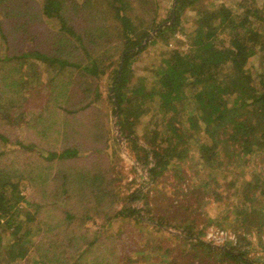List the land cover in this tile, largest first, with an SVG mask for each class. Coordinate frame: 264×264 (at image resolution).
<instances>
[{
    "label": "trees",
    "instance_id": "trees-1",
    "mask_svg": "<svg viewBox=\"0 0 264 264\" xmlns=\"http://www.w3.org/2000/svg\"><path fill=\"white\" fill-rule=\"evenodd\" d=\"M238 1L245 11L236 13L235 6L208 5L205 0H176V21L172 26L161 28L156 38L170 44L168 32L175 34L188 10L194 11L195 28L187 36L188 51L170 50L160 63L144 68L140 74V70L134 72L131 68L132 62L157 39L141 47L148 32L142 36L132 33L134 23L128 16L132 0H0L7 17L0 19V148H4L0 157L15 155L0 166V264L8 259L12 262L25 260L44 241L54 240L51 234L39 240L32 239L43 233L45 220L40 216L42 206H37L36 196L30 198L23 194L26 187L38 189L42 194L41 185L50 180L53 192L59 194L60 191L65 197L71 190L64 184L73 183L74 186L78 181L82 198H91L98 204L109 197V193L100 192V187L114 182L110 156L118 142L112 123L109 127L105 118L116 114L114 99L119 106L121 136L131 146L137 161L150 167L152 179L171 166L169 156L192 147L198 148L209 170L222 155L234 164L247 156L252 157L257 150L264 154V66L261 73L255 74L246 68L253 56L264 55V29L251 23V17L264 21V4L258 7L254 0ZM14 13L18 14L17 20L12 16ZM88 14L92 21L94 17L101 23L82 27L76 24L81 23L79 16ZM41 21L53 24L57 31L46 41L49 43L41 40L40 43L46 45L41 44L36 51H31L30 42L19 34L32 29V22L39 25ZM16 33L18 38H10V34ZM33 36L36 38L39 34ZM61 41L64 47L67 42L71 46L64 48L59 44ZM121 59L124 63L118 77ZM112 66L116 68L110 81L106 69ZM106 77H109L106 83L112 82L109 92L114 87L113 95L101 92L100 82ZM101 101L109 102L110 113L101 108ZM74 105L80 108L69 110ZM187 111L198 115V118L192 115L187 120L190 129L201 121L204 136L200 137V132L196 131L185 133L178 126L180 116ZM53 115L59 121L50 120ZM70 117H75L76 123L74 132H69L65 139L67 142L51 151L42 148L34 135L36 128H41L37 136H42L44 129L66 125ZM156 117L162 118L160 125L164 128L152 129L158 125ZM18 132H26V135L21 137ZM82 132L85 141L75 140ZM71 136L74 140L68 142ZM139 140L148 147L139 146ZM161 145L170 155L159 152ZM236 149L240 153L237 156L233 154ZM34 153L43 160L36 169L31 168L35 166ZM101 156H105L103 166L100 165ZM52 160L60 164L54 178L47 174L51 164L45 165ZM59 178L63 181L60 184ZM141 194L139 190L138 195H133V202ZM57 201L49 204L58 203L63 207L61 212H66L65 202ZM131 203L124 210L116 211L112 218L130 217L133 210L136 223H139L137 213L140 209L133 208ZM28 209H34V214L25 213ZM263 213L258 208L246 210L242 222L248 223L246 227L259 229V244L264 247ZM69 219L67 213L64 220ZM72 225L83 229L76 220ZM2 230L7 232L9 240L2 237ZM96 240L91 241L80 256L72 257L68 264L93 263L95 260H88L84 254L88 248H93ZM191 243L192 249L207 254L220 249L221 255L236 264H264L259 258L249 262L246 253L234 250L237 246L213 247L199 239ZM150 253L140 256L136 264H141L142 258L152 257Z\"/></svg>",
    "mask_w": 264,
    "mask_h": 264
},
{
    "label": "rangeland",
    "instance_id": "rangeland-1",
    "mask_svg": "<svg viewBox=\"0 0 264 264\" xmlns=\"http://www.w3.org/2000/svg\"><path fill=\"white\" fill-rule=\"evenodd\" d=\"M132 1V10L128 14L134 23V32L132 33L134 36H142L143 33L148 32V36L142 43L143 45L146 39L153 35L158 28L173 25L163 26L164 23L171 22L173 18L175 0ZM254 2L258 7H262L264 4V0H254ZM210 3L235 6L234 12L236 13L245 11L239 5L238 0H205V4L209 5ZM261 15L263 16V13ZM12 16L16 20L18 19L17 13ZM193 16L194 11L188 10L176 33L168 32L170 44H167L161 38H156L160 29L157 33H154V38L148 43L156 39L157 42L149 45L132 62L131 68L134 72L140 70L139 73L143 74L144 68L156 66V63H160L161 58L165 57V54L170 50L179 48L181 51L187 52L189 48L187 36L195 28ZM2 18L6 19L7 17L0 7V19ZM78 18H80L81 23L76 24L80 27L91 26L92 24L97 26L101 23L94 17L95 22L92 21L91 14L84 15V17L79 16ZM251 18V23L254 26L264 29L263 20ZM40 23L42 24L38 25L32 22L30 24L32 29L19 34L21 38H27L26 40L30 42L31 51H36V48H39L41 44L46 45L44 42L40 43V41L51 40L57 31L56 26L47 21H41ZM18 25L15 27H18ZM17 34H10V38H18ZM32 34H39V36L35 38ZM221 35L225 37L224 34ZM84 38H87V36H84ZM59 44L64 47L62 41ZM69 46L71 44L67 42L64 48ZM2 47L5 48L4 44ZM262 65L264 66V55L258 54L249 60L246 68L254 74L261 73ZM45 67L44 65L43 68ZM115 68V66H112L106 69L110 79L106 77L100 82V89L104 95L112 94V90L109 92L112 83L109 80H112ZM43 77L48 78L45 74ZM106 79H109V83H106ZM75 102L80 104L77 101ZM74 106L69 110L80 108L79 105ZM100 106L110 113L109 102L101 101ZM192 115L198 118V115L191 111L181 115V123L178 126L185 133L192 134L193 131H196L200 132V137L204 136V124L201 121H199L198 126L190 129L188 121ZM70 118L67 119L68 125L66 123V125H59L58 127L53 126L49 130L44 129L42 136H37L41 128H36L37 133L35 132L34 135L38 138L39 145L50 151L61 148L62 144L67 142L65 139L69 137V132H71L70 134L74 132L73 127L76 119L75 117ZM105 118L109 123V127L112 123L114 135L118 142L110 156L113 160L110 162L114 182L100 187V192L109 193V197L104 203L99 202L98 204H95L91 198H82L78 181L74 186H72L73 183L64 184V187L71 190V194L68 192L65 197L61 195L60 191L59 194L53 192L50 180L41 185L43 187L42 194L38 189L33 190L31 186L26 187L23 194L30 198L33 195L36 196L37 206H42L39 212L40 216L45 220L43 233L32 239L37 238L39 240L45 236L50 237L51 234V238L54 240L44 241L40 248L36 252L32 251L25 260L12 262L8 259L4 264H68L72 257L80 256L86 246L95 239H97L96 244L93 248H88V252L84 254L86 258L88 257V260H95L91 264H136L137 261L139 262V257L148 252H151V255L153 253L152 257L142 258L141 264H236L232 260L226 259V256L221 255L220 249H215L212 254L192 249L191 242H196L198 239L204 242L209 241L207 234L211 226L224 227L237 238V234L245 236L244 239L238 238L240 243L237 247L228 244L224 247L225 249L235 247L234 250L247 254L248 259H250L249 262H254L257 258L264 262V247L259 244V229L256 226L246 227L245 225H248V223L244 224L242 222V215L246 210L258 208L264 212V154L261 155V152L257 150L258 152L256 151L252 157L251 155L247 156L244 161L238 160L234 164L229 163V159L222 155L214 167L209 170L207 164L202 161L198 148L192 147V149L169 156L171 166L161 176L152 179L148 171L150 167L146 168L137 161L136 154L133 153L131 146L121 134L119 141L117 127H115L116 114L114 116L109 114ZM156 118L158 125L153 126L152 129L155 130V127L158 128L159 126L164 128V125H160L162 118ZM49 119L59 121L54 115ZM120 119L119 116L118 120L120 121ZM116 126H119L118 122ZM67 129L68 131H66ZM140 132L143 133V131ZM15 134L17 135V133ZM18 135L24 137L26 132H18ZM84 135V132L80 133L77 137L75 136V140L77 138L80 142H84L85 140L82 139ZM72 140L74 139L71 136L68 142ZM159 141H161V137ZM138 144L145 148L148 147L140 140ZM162 146L164 145H161L159 152L170 155V152ZM3 149V147L0 148V151ZM230 154H232V151H230ZM233 154L237 156V154H240L239 150L236 149ZM14 156V154L8 155L7 158H14ZM7 158L0 157V166ZM32 158L35 165L31 166L32 169H36L43 163V160L38 158L36 153ZM99 159L102 161L100 165L103 166L105 156H101ZM149 160L152 166V154H150ZM50 162L49 164L45 163V165L51 164L47 174L54 178L58 174L57 166L60 169V164L56 160ZM61 182L63 181L59 178V184ZM139 190L142 192L141 197L133 202V195H138ZM132 196L133 198H131ZM46 198H49L47 202L44 201ZM55 200L65 202L64 209L70 216L69 220H64L67 213L61 212L63 207L60 208L58 203L49 204V202ZM130 203L133 208L140 209L137 213V215H140L139 223H136L138 221L135 220L136 213L133 214V210L130 211L132 213L130 217L112 218L116 211L124 210ZM22 206L26 208V204ZM30 212L34 214L35 210L28 209L25 213L30 216ZM23 218L26 219L27 216L23 214ZM75 220L77 225L83 229L73 227L72 224ZM60 222L61 225H58ZM1 232L2 237L9 240L7 232L3 230ZM190 238L193 240H190ZM202 256L204 258L201 260Z\"/></svg>",
    "mask_w": 264,
    "mask_h": 264
},
{
    "label": "built area",
    "instance_id": "built-area-1",
    "mask_svg": "<svg viewBox=\"0 0 264 264\" xmlns=\"http://www.w3.org/2000/svg\"><path fill=\"white\" fill-rule=\"evenodd\" d=\"M207 238L209 239V241L206 243L213 247L224 248L228 244L233 246L239 245L237 237L233 236L231 232L224 230L220 227H209Z\"/></svg>",
    "mask_w": 264,
    "mask_h": 264
},
{
    "label": "water",
    "instance_id": "water-1",
    "mask_svg": "<svg viewBox=\"0 0 264 264\" xmlns=\"http://www.w3.org/2000/svg\"><path fill=\"white\" fill-rule=\"evenodd\" d=\"M175 4H176V0L174 1V5H173V18H172V20H171V22H166V23H164L163 24V26H167V24H173L174 22H175V19H176V13H175ZM160 28H158L154 33H157V31L159 30ZM154 33H153V35H150L147 39H146V41L144 42V45L146 44V43H148L152 38H154ZM143 44H142V46H144ZM141 46V47H142ZM123 63H124V61L122 60L121 61V67H120V70H119V74H118V77H119V75L121 74V72H122V68H123ZM113 92H114V87L112 88V95H113ZM114 102H115V106H116V116H117V121L115 122V127H117V133H118V135H117V137H118V139H119V141H120V134H121V129L119 128V126H116V123L117 122H119V110H118V108H119V106H118V102L116 101V99H114Z\"/></svg>",
    "mask_w": 264,
    "mask_h": 264
}]
</instances>
